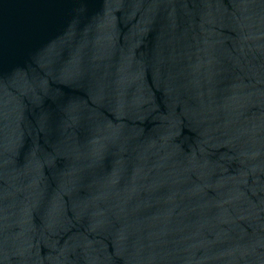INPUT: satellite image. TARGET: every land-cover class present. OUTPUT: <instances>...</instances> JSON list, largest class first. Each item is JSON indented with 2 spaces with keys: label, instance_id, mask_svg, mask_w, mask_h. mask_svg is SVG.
Masks as SVG:
<instances>
[{
  "label": "water",
  "instance_id": "obj_1",
  "mask_svg": "<svg viewBox=\"0 0 264 264\" xmlns=\"http://www.w3.org/2000/svg\"><path fill=\"white\" fill-rule=\"evenodd\" d=\"M0 264H264V0H0Z\"/></svg>",
  "mask_w": 264,
  "mask_h": 264
}]
</instances>
